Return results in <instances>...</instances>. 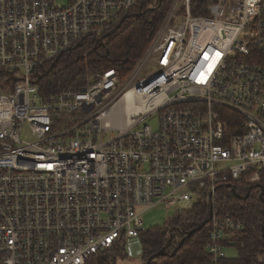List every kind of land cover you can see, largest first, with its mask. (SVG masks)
Wrapping results in <instances>:
<instances>
[{
	"label": "built area",
	"instance_id": "obj_1",
	"mask_svg": "<svg viewBox=\"0 0 264 264\" xmlns=\"http://www.w3.org/2000/svg\"><path fill=\"white\" fill-rule=\"evenodd\" d=\"M65 1L0 0V264H88L136 245L141 256L145 212L176 214L202 192L212 203L264 170V0H213L204 16L172 0L129 73L41 95L40 68L139 0ZM128 96L142 111L115 125ZM152 117L156 131L141 127ZM209 225L218 264L245 225L214 213Z\"/></svg>",
	"mask_w": 264,
	"mask_h": 264
},
{
	"label": "trees",
	"instance_id": "obj_2",
	"mask_svg": "<svg viewBox=\"0 0 264 264\" xmlns=\"http://www.w3.org/2000/svg\"><path fill=\"white\" fill-rule=\"evenodd\" d=\"M172 0H139L122 20L119 29L107 38L88 37L78 47L65 51L57 60L46 64L34 77L41 95L56 93L65 89L82 90L93 83V75L106 69H116L121 75L129 73L142 58L158 28L160 27ZM213 0H192L191 14L207 15L206 6ZM45 75V72L51 68ZM232 116H236L233 115ZM246 199H237L232 193ZM264 170L257 183L230 181L217 189L211 203L214 216L238 219L245 230L232 238L226 246L237 250L235 258H222L218 264H264ZM210 202L206 192L186 211L176 214L163 227L149 228L140 233L141 261L168 246L165 256L154 259L150 264H213L205 251L208 243L209 222L197 230L208 219ZM195 230L190 237L186 235ZM171 239V243L169 241ZM183 243L180 245V242ZM127 259L122 248L109 252H98L88 264H116Z\"/></svg>",
	"mask_w": 264,
	"mask_h": 264
},
{
	"label": "rangeland",
	"instance_id": "obj_3",
	"mask_svg": "<svg viewBox=\"0 0 264 264\" xmlns=\"http://www.w3.org/2000/svg\"><path fill=\"white\" fill-rule=\"evenodd\" d=\"M58 3L65 4L66 1L58 0ZM157 125L158 122L156 117H152L143 121L141 127L148 126L151 130L156 131ZM189 209L190 208H187L184 211ZM173 215H174L173 209L166 210L164 206L154 207L144 213L143 215L144 227L146 230L149 228L163 227L173 217ZM126 255H127V259L118 261L116 264H142L140 258V247L138 245L134 246L133 248L126 249ZM225 255L230 258H235L237 256L236 248L233 246H227L225 248ZM258 261L264 262V258L259 257Z\"/></svg>",
	"mask_w": 264,
	"mask_h": 264
},
{
	"label": "water",
	"instance_id": "obj_4",
	"mask_svg": "<svg viewBox=\"0 0 264 264\" xmlns=\"http://www.w3.org/2000/svg\"><path fill=\"white\" fill-rule=\"evenodd\" d=\"M158 1H160V0H158ZM120 26H121V24H119L118 26H116V28L113 29L111 32L105 34V35L103 36V38H107V37L111 36L113 33H115V32L119 29ZM78 46H79V45H77L76 47H78ZM54 65H55V63L53 62L52 65H51V68H50L48 71L45 72V75H47V74L51 71V69L53 68ZM232 193L234 194V196H235L237 199H246V198L248 197V195H249V194H247L245 197H241V196H239L238 194H236V192H235L234 189H232ZM260 198H261V200L264 201V190H261ZM212 215H213V209H212V205H211V203H210V211H209L208 219L206 220V222L202 223V224L197 228V230L202 229V228L205 226L206 223L210 222V220H211V218H212ZM194 231H195V230L190 231V232L186 235V237H190V236L194 233ZM262 232H264V227L262 228ZM170 243H171V239H170V241H169V244H170ZM182 243H183V240L180 242V245H181ZM167 248H168V246L164 247V248H163L162 250H160L159 252H157V253L153 254L152 256H150V257L147 259V261H146L145 264H150V263H151L154 259H156L157 257L165 256V255H166V250H167Z\"/></svg>",
	"mask_w": 264,
	"mask_h": 264
},
{
	"label": "bare ground",
	"instance_id": "obj_5",
	"mask_svg": "<svg viewBox=\"0 0 264 264\" xmlns=\"http://www.w3.org/2000/svg\"><path fill=\"white\" fill-rule=\"evenodd\" d=\"M126 105L127 106L124 109V114L115 116V120H112L113 124L122 126L126 122H128L127 118L129 115H131L132 113H137L142 111L141 108L134 109V107L132 106V99L129 96Z\"/></svg>",
	"mask_w": 264,
	"mask_h": 264
}]
</instances>
